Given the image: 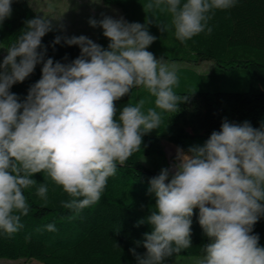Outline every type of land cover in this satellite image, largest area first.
<instances>
[{"label":"clouds","instance_id":"obj_1","mask_svg":"<svg viewBox=\"0 0 264 264\" xmlns=\"http://www.w3.org/2000/svg\"><path fill=\"white\" fill-rule=\"evenodd\" d=\"M13 2L0 0V27L11 17ZM237 3L147 0L143 9L154 19L146 16L145 24L122 17L90 19L110 41L107 49L84 35L56 36L53 44L63 39L80 47V55L67 64L45 60L42 38L53 30L51 19L26 20L0 63V232L11 237L24 228L21 218L30 211L25 190L34 188L41 206L49 204V182L70 198L61 201L65 209L78 214L98 203L117 166L141 150L143 136L160 128L165 115L176 114L178 105L189 99L175 91L180 83L176 65L147 50L157 39L147 25L174 30L184 43L211 34L215 11ZM159 14L169 16V22L160 21ZM41 63V78L21 101L10 89ZM133 89L148 97L129 102L118 113L116 102ZM38 173L44 183L32 178ZM149 183L155 210L146 220L152 231L144 233L146 253L130 249L137 264H164L191 248L194 209L210 240L195 264H264V246L253 234L264 216V123L254 128L248 121L225 118L203 145L186 152L177 147L174 163ZM44 230L58 231L54 223Z\"/></svg>","mask_w":264,"mask_h":264},{"label":"trees","instance_id":"obj_2","mask_svg":"<svg viewBox=\"0 0 264 264\" xmlns=\"http://www.w3.org/2000/svg\"><path fill=\"white\" fill-rule=\"evenodd\" d=\"M106 4L119 7L127 22L145 24L143 3L147 0H103ZM12 15L0 27V43L6 49L14 42L25 21L39 16L28 0H14ZM162 22L170 17L159 14ZM209 26L211 34L201 33L184 43L174 36V30L161 32L155 23L147 25L151 35L157 39L148 47L155 57L182 62L177 68L179 95L189 99L178 105L176 114H166L160 128L143 136L141 150L109 178L102 197L95 205L78 214L61 206V201L70 199L67 194L49 182V204L42 201L35 189L25 190L30 211L21 218L24 228L11 237L0 232V260L37 261L40 264H137L130 251L135 249L143 255L144 233L151 232L147 216L155 210V196L149 194L150 179L161 171L159 166L147 167L143 157L164 156L163 141L184 149L203 145L213 131H219L222 121L250 122L254 128L264 123V0H238L235 7L216 10ZM56 36H63L53 27L42 38L46 49L45 60L54 63H71L80 55V47L61 43L53 44ZM110 41L98 34V44L107 49ZM19 59V58H18ZM211 60L214 68L209 73H200L193 68L203 61ZM186 65V66H185ZM42 63L22 83L12 86L10 91L23 101L31 85L42 76ZM148 94L133 89L116 102L119 110L129 102L135 103ZM154 100V98H150ZM146 106H153L152 104ZM44 183L42 173L33 177ZM140 220L143 224L137 226ZM54 223L56 232L44 230ZM41 231H37V229ZM253 234L259 235L264 246V216L254 225ZM137 241L141 243L137 245ZM192 246L179 254L167 258L164 264H173L178 256L198 257L201 247L210 242L199 225V210L192 216ZM25 264V263H15Z\"/></svg>","mask_w":264,"mask_h":264},{"label":"rangeland","instance_id":"obj_3","mask_svg":"<svg viewBox=\"0 0 264 264\" xmlns=\"http://www.w3.org/2000/svg\"><path fill=\"white\" fill-rule=\"evenodd\" d=\"M30 6L39 14L50 18L53 27L56 28L63 37L84 35L98 44V34L103 32L99 26L92 27L89 24L90 19L97 21L105 16L113 19H125L123 11L113 5L106 4L103 0H28ZM78 46V45H77ZM7 55L6 49L0 43V63L4 56ZM160 59V57H156ZM169 64H175L181 68L182 62L169 61ZM214 62L211 60L203 61L193 68L200 73H209L214 68ZM186 66V65H185ZM164 156L143 157L142 162L147 167L159 166L161 169L170 167L174 163L177 147L167 141L162 142ZM196 257L178 256L174 259L173 264H195ZM40 264L37 261L20 260L17 262L9 260H0V264Z\"/></svg>","mask_w":264,"mask_h":264}]
</instances>
